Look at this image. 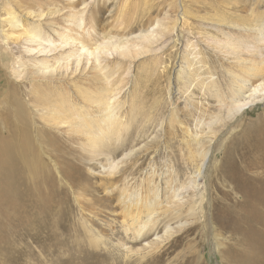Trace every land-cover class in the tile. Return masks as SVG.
<instances>
[{
    "label": "rangeland",
    "instance_id": "obj_1",
    "mask_svg": "<svg viewBox=\"0 0 264 264\" xmlns=\"http://www.w3.org/2000/svg\"><path fill=\"white\" fill-rule=\"evenodd\" d=\"M61 1L55 0L56 8ZM84 2V30L73 26L70 35H81L88 46L95 33L131 39L156 22L165 32L150 52L137 58L105 59L113 71L111 87L90 63L74 75L56 72L47 80L25 59L22 80L13 87L0 65V264H140L135 260L144 256L142 264H264V100L225 119L234 94L243 97L251 88L252 66L263 69L253 84L264 81V42L254 29L264 15V0H79L77 5ZM60 20L42 23L50 32V27L61 26ZM188 42L204 65L195 78L188 66ZM10 48L17 53L18 47ZM178 65L185 71L181 77ZM44 85L62 91L53 90L52 101L36 107L34 99L46 97ZM11 87L28 105L31 124L5 133L16 124L8 104ZM239 87L244 90L237 93ZM109 88L120 89L117 116L126 128L119 140L110 136L95 149L90 136L103 116L101 104ZM215 117L219 122L209 130ZM83 121H93L92 128ZM204 153L209 157L197 188L179 197L184 204L177 210L182 223L187 221L184 231L154 255L147 250L138 257L129 253L128 248L139 250L154 236L141 243L127 239L116 194H107L126 187L150 199L153 185L161 208L173 207L165 180L171 174L175 187L186 184ZM112 165L118 173L109 187ZM7 173L19 185L23 208L8 232ZM192 205L194 217L189 218ZM168 211L158 222L171 216ZM96 238L98 249L90 246Z\"/></svg>",
    "mask_w": 264,
    "mask_h": 264
},
{
    "label": "bare ground",
    "instance_id": "obj_2",
    "mask_svg": "<svg viewBox=\"0 0 264 264\" xmlns=\"http://www.w3.org/2000/svg\"><path fill=\"white\" fill-rule=\"evenodd\" d=\"M18 1L22 2L24 6H18L19 4L13 0H0V51H2L0 52V65L8 70L9 76L13 79L12 87L15 84H19L22 80L23 68L27 66L25 59L27 61H31L30 65L35 67L36 71L40 74V77L43 79L47 78V80L52 78L56 72H61V74H67L68 72L73 74L77 71L81 72L90 63L91 68L95 71L96 75L103 80L107 87H109L110 83L108 79L112 76L113 71L105 62V59H109V57L113 55L127 60L137 58L142 54L150 52L148 48L158 43L165 32V29L161 28L158 22H156L154 26L149 27L144 33L136 34L131 37V39H117L108 37L107 34L98 35V33H95L93 37L94 43L91 46H88L81 35L79 38L71 37L70 35V31L73 26L80 31L84 30L83 14L87 3L84 2L82 3L83 5L79 7V5H77L79 0H62L61 6L56 8L55 0ZM122 7L123 4L121 5V9ZM58 17L61 19V26H58V28L50 27V32L46 30L42 22L50 20L47 21V23H50L51 25L54 24L52 21L56 20ZM258 24L254 29H256V32H259L258 40L264 42V36H262L264 33L260 35V33L264 30V15L261 18L260 24ZM172 29L175 28L172 27ZM12 45L18 47L17 53H13L10 48ZM187 47L191 50V64L188 65L189 70L193 72V78L201 76L204 65L200 62V54L197 52L196 46L192 42H188ZM83 62L85 63L83 64ZM190 67L192 68L190 69ZM175 70H177L176 74L178 77H181V75L185 73L184 68L181 65H178ZM249 71L250 72L248 74L250 75L253 83L256 82L258 76L263 73V69L257 65L252 66ZM253 83L250 84L251 88L248 90L246 95H243V97L234 94L237 98H234L235 101H233V105L227 109L225 119H234L249 107L255 106L258 102L264 100V81H260L257 84ZM111 86H113V84L110 85V87ZM12 87L9 89L10 91L8 90V94L10 96L8 104L10 109H12L16 124L21 122V126L18 127L16 124H13L10 129L5 130V133H11L14 129H19L22 126L25 127L29 125L28 123L31 124V118L28 117L30 114L27 110L28 105H25L21 96H16V91L12 89ZM44 87V91L47 92L46 97L44 94V100L40 98L34 99L33 103H36V107H41V103H43V101H45V104L48 105L52 101L50 98L51 96L49 95L53 90L54 93L62 91L61 88L51 90L47 85H44ZM109 90L110 92L101 104L103 116L101 119L95 121V134L90 136L89 142L95 149L101 148L104 145V140L108 139L110 136L116 135L117 140H119L122 131L126 128V125L117 116V112L119 110V108H117V105H119L118 95L120 94V89L109 88ZM243 90L244 88L241 89V87H239L237 93L242 92ZM105 91L107 92V90ZM96 100L99 102L98 99ZM8 122L9 121H6V124ZM92 122L93 121H83L82 123L86 128H92ZM173 122H175V118L171 113L168 123L172 124ZM217 122H219V119L216 117L210 120L208 123L209 130L211 126L215 125ZM209 130L206 134H208ZM208 157L209 153H204L202 155L199 167L195 171L194 175L189 178V181L186 184L175 187V180H173L174 176L169 174L168 180L165 181L166 184H168L167 192H170V200L168 203H173V207L170 205L166 206L164 209L161 208L162 202L160 201L158 195V188L153 185V191L150 199H147L146 196L139 198V194H136L135 191L133 193H129V190L126 189V187H123L117 193L107 194V197L112 195L114 196V194H116L118 205L121 207V225L122 228H124L123 231L127 239L130 238L132 243H141L146 238L148 239L154 236L150 242L145 243L139 250H131V248H128L127 251L129 253H133L137 256L140 255L138 254L139 251L147 250L145 253L149 252L154 255V253H156L169 240L184 231L183 229L187 221L185 220L182 223V215L181 213H178L177 208H181L184 204L182 202V198L179 197L184 193V190H195L197 188V182L203 176L204 167L207 164ZM108 168H110L108 175L111 179L109 181L106 180V184H108L109 187H113L112 179L118 173L115 171L117 166L112 165ZM19 190L18 183L13 181V176H11L10 173H7L5 175L4 196L6 208L4 211V218L6 221L7 232L9 231L8 225L12 223L13 219L14 222H17L16 215H20V212L23 209L21 206L22 198ZM101 200L106 201V199ZM168 210L171 211V216L165 218L162 223L158 222L159 215L161 213L165 214L166 212H169ZM194 210L195 206H190L187 209L186 216L193 218ZM171 222H173V224L176 223V227H171ZM158 230L159 232H162L161 235H158ZM98 240L99 239L96 238L90 241L92 242L90 243V246L94 249L100 248L98 247ZM249 245L250 246L248 247H250V249L255 247L252 243ZM152 257L154 258L155 256ZM145 258L146 256L140 257L139 260L135 261H139V263L142 264L141 262ZM244 262H247L248 264H261L259 261H256L255 263V261L252 260ZM229 263L235 264V262L231 260ZM125 264H127V262H125Z\"/></svg>",
    "mask_w": 264,
    "mask_h": 264
}]
</instances>
